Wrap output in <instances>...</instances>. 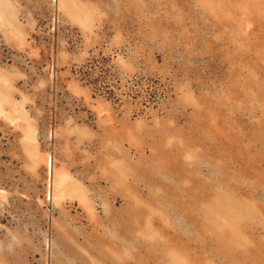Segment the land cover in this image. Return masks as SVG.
I'll return each instance as SVG.
<instances>
[{
	"label": "rangeland",
	"instance_id": "374dc122",
	"mask_svg": "<svg viewBox=\"0 0 264 264\" xmlns=\"http://www.w3.org/2000/svg\"><path fill=\"white\" fill-rule=\"evenodd\" d=\"M0 264H264V0H0Z\"/></svg>",
	"mask_w": 264,
	"mask_h": 264
}]
</instances>
